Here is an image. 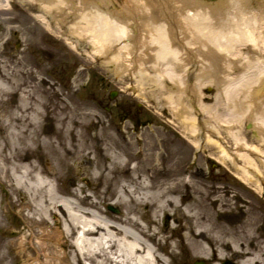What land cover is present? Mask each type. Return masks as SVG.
<instances>
[{
    "label": "bare ground",
    "instance_id": "6f19581e",
    "mask_svg": "<svg viewBox=\"0 0 264 264\" xmlns=\"http://www.w3.org/2000/svg\"><path fill=\"white\" fill-rule=\"evenodd\" d=\"M4 1L0 6L8 9L9 1ZM27 1L44 12L37 17L46 26L63 28L66 43L84 47L119 76L135 75L140 90L146 81L158 90L171 83L172 91L157 97L167 103L181 136H189L194 149L215 148L218 155L210 157L262 200L264 30L257 35L255 25L264 20V0L255 9L247 7L250 0ZM27 56L32 65L0 60V186L6 194L23 189L27 211L18 240L4 242L0 264H13L15 256L30 249V264H61L57 251L75 264H181L177 248L190 261L204 264L226 259L264 264L261 206L251 207L253 216L234 224L241 216L234 213L229 191L197 181L194 172L178 164L175 149L162 155L160 142L144 128L138 134L133 129L134 137L127 136L122 145L96 136L89 143L82 134L95 112L93 103L77 102L71 93L67 98L73 101L57 107L54 115L48 102L55 91L41 76L47 69L33 52ZM207 84L217 89L214 103L201 99V87ZM183 94L207 117L193 115L181 100ZM242 117L254 142L236 129L238 122L232 123ZM54 120L59 125L47 134L45 121ZM212 121H229L225 130L232 147L223 143L220 127ZM107 128L101 127L98 136ZM44 158H50V167L39 166ZM163 159L170 164L163 165ZM74 173L96 182L102 196L88 192L78 179L74 187L63 186ZM107 199L124 210L112 214L102 209L100 202ZM212 202L225 222L210 212ZM1 215L0 222L5 218ZM167 217L174 223L167 224Z\"/></svg>",
    "mask_w": 264,
    "mask_h": 264
},
{
    "label": "rangeland",
    "instance_id": "374dc122",
    "mask_svg": "<svg viewBox=\"0 0 264 264\" xmlns=\"http://www.w3.org/2000/svg\"><path fill=\"white\" fill-rule=\"evenodd\" d=\"M1 1L5 3L4 0ZM8 1V9L0 8V60L6 63H23L29 66L32 64L25 61L26 58L28 59L27 55L31 52L35 54L36 57L34 58L40 61L42 64L41 67L47 69L41 76L47 78L49 82H52L55 91V94L49 98L48 102V106H54V115L58 110L57 107L73 101L71 99L70 102L67 98L72 93L74 94V100L77 102L83 99V102H88L89 104L93 103L95 112L91 117L90 124L85 127L82 134L83 138L89 143L94 142L93 139L97 138L105 140L106 143H110L112 139V142H117L119 145H122L127 136L130 135L134 137V135H132V133H134L133 129H136L134 130L136 134L143 128L151 131V134L153 133L160 142L161 148H159V152H162V155H170V151L175 149V157L177 161L178 159L180 160L178 164L188 172H194L193 176L197 181H201L205 185L217 186L229 191L230 197L233 196L230 202L234 203L237 208L234 213L241 216L234 224L242 221L245 222L247 217L250 219L253 216L251 207L255 208L256 206H261L262 214L258 223L262 226V233L259 235L264 238L263 196L262 200H258L250 193L252 192L250 189L249 191L243 189L239 180L229 173L226 166H222L218 161L210 157L218 155L215 148L204 146V149L201 150L194 149L188 142L189 136H186V138L181 136L182 132H180V125L171 115L167 103L157 97L160 93L166 95L167 92L172 91V88H170L171 83L168 82L164 84V88L159 89V91L158 87L152 85L151 81H146L140 85L142 86L140 90L135 75L124 74L119 76L115 73L110 64H104L100 58L92 57L84 47L78 44V47L75 49L71 44L66 43V34L63 28L60 26H46L45 23L34 14H41L43 12L38 9H32V6L27 4V0ZM118 3L121 4L122 2ZM259 3V0H250V5H247V7L255 9L259 6ZM261 23H264V20L261 22L258 19L255 25V32L257 35H260L264 30V26H261ZM240 50L243 51L245 48H240ZM92 59L96 61L93 62ZM32 69L36 70L35 66H33ZM16 76L24 78L22 75ZM111 90L116 91V95L112 99L108 97ZM216 90L213 84H207L201 87V94L203 96L201 99L204 104L215 102L214 95ZM187 95L188 94H183L181 100L186 107L190 108L189 111L195 116L199 114L200 116L207 117L206 113L203 114L198 108H194L193 102L191 104V98ZM60 97L64 99L60 100ZM219 97L223 102L226 100L224 96ZM121 104L122 107L120 108ZM222 107L218 109L221 116L225 113ZM48 109H46V112H48ZM57 117H54V119H57ZM145 117H147L149 121L142 123L140 120H145ZM226 117H228L227 119L229 120V116H225L223 119L226 120ZM45 122L47 134L57 129L59 125L57 120H54L52 124L47 123V121ZM212 122L215 126L220 127V138L223 139V143H227L229 147H232V142H230L231 139L228 137L225 130V127L229 126V121ZM236 122H238L237 124L239 126H236ZM246 122L247 120L245 117H242L240 120L232 123L234 126L239 127L235 128L241 130V134L245 136L248 141L254 142L255 135L252 134L249 129L247 130ZM103 126H107L108 128L105 129L106 132L98 136L97 133ZM168 164H170V162L167 161V159H163V165L167 166ZM50 165V158H44L39 163L40 167L48 168ZM117 175H119V173H117ZM72 176L74 177L64 179L61 184L66 187H74L78 179L79 184L84 185L88 192L95 191L97 195L100 197L102 196V193L100 194L98 191L99 188L96 182L89 179H81L76 173ZM117 179L118 176L115 175L110 181L109 187L112 192L116 187ZM4 187V185L0 186V214H5V218L0 222V254L5 252L3 245L6 240H18V234H16V232L22 229L24 216L27 212L25 207L22 206L25 203L24 196H26L24 190L13 188L10 194H6V188ZM184 189L185 188L182 189L183 192ZM262 195L264 194L262 193ZM183 202L188 203V199L183 200ZM240 205H243V207ZM100 206L102 209H107L112 214H119L124 210L121 205L113 203L110 199L100 202ZM108 206H111L113 209L116 208L118 212L111 210ZM216 208L217 205L215 202L209 205V210L212 213H214ZM214 216L219 220H223V222L226 221L220 217L219 213L215 212ZM163 219L164 218L161 216L159 220L160 226L164 221ZM27 222L29 223L28 219ZM165 222L167 224H172L174 223V218L167 217L165 218ZM10 230L13 233L7 235V232ZM167 231L168 230H166L164 234L166 235L167 233V235L170 236V233ZM55 238L56 236L53 235L51 240L54 242ZM176 239H178V237H176ZM176 250L180 252L178 255L179 263H194L193 260L190 261L188 259L187 253H184V251L179 248ZM30 254H34L31 249L30 253L24 252L21 255L15 256L13 264H30ZM54 255L61 257V264H75L72 262L70 263L68 258H63L60 251L55 252ZM40 257L43 259L42 252H40Z\"/></svg>",
    "mask_w": 264,
    "mask_h": 264
},
{
    "label": "flooded vegetation",
    "instance_id": "af4514ba",
    "mask_svg": "<svg viewBox=\"0 0 264 264\" xmlns=\"http://www.w3.org/2000/svg\"><path fill=\"white\" fill-rule=\"evenodd\" d=\"M2 1L0 0V3H1ZM3 3V2H2ZM0 8H2V9H7V8H5V7H2V6H0ZM32 9H35L34 7H32ZM122 107V104L120 105V108ZM142 123H145V121L147 122V121H149V119L147 118V117H145V120H140ZM140 123V122H139ZM138 123V124H139ZM264 190V189H263ZM264 192V191H263ZM263 200H264V195H263ZM264 204V203H263Z\"/></svg>",
    "mask_w": 264,
    "mask_h": 264
},
{
    "label": "water",
    "instance_id": "95a60500",
    "mask_svg": "<svg viewBox=\"0 0 264 264\" xmlns=\"http://www.w3.org/2000/svg\"><path fill=\"white\" fill-rule=\"evenodd\" d=\"M113 96V93L111 94V97ZM112 209V208H111ZM117 211V210H116ZM195 264H201V263H195ZM224 264H232L230 261H226Z\"/></svg>",
    "mask_w": 264,
    "mask_h": 264
}]
</instances>
